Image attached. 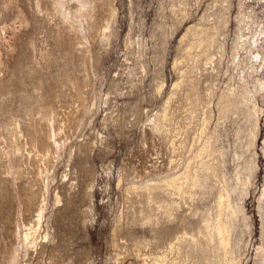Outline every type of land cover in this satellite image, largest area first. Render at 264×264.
<instances>
[{"label": "rangeland", "instance_id": "rangeland-1", "mask_svg": "<svg viewBox=\"0 0 264 264\" xmlns=\"http://www.w3.org/2000/svg\"><path fill=\"white\" fill-rule=\"evenodd\" d=\"M12 1L0 10V264H7L3 245L18 244L17 219L29 228L38 211L37 201L21 206L17 191L38 194L43 189L56 237L47 242L43 253L31 250L24 258L29 264H85L86 257L90 258L86 264H140L130 251L123 263L116 261L112 228L122 210L132 213L126 186L168 172L170 137L154 129L152 119L165 107L174 83L181 80L177 105L190 83H196L202 99L198 117L209 110L210 129L223 133L220 143L229 151L226 168L236 171L235 150L259 164L242 199L252 220L245 264H252L264 236V0H109L115 14L107 36L93 44L97 60L82 98L77 90L55 80L59 66L48 63L45 56L53 53L63 64L70 57L77 60L80 53H71L70 47L57 41L60 17L50 0H42V10L34 0ZM105 8L99 7L100 16L108 14ZM21 9L29 18L26 24L17 17ZM202 37L210 43L200 44ZM79 68L71 64L67 74L80 77ZM40 78L46 85L37 89ZM32 91L53 99L58 111L60 145L49 159L37 154L26 130L33 114L40 117L35 113L38 102L35 110L28 109L26 96ZM231 91L246 95L249 102L224 123L217 102ZM82 104L86 112L77 110ZM254 105L261 109L260 133L248 149ZM198 117L189 125V140L199 132ZM241 126L247 132L239 138L236 130ZM16 169L17 178L12 174ZM120 176H124L122 183ZM56 194L62 199L57 204ZM83 211L90 212L85 224ZM130 228L125 225L120 232V243L126 246L132 244L125 237Z\"/></svg>", "mask_w": 264, "mask_h": 264}, {"label": "bare ground", "instance_id": "bare-ground-1", "mask_svg": "<svg viewBox=\"0 0 264 264\" xmlns=\"http://www.w3.org/2000/svg\"><path fill=\"white\" fill-rule=\"evenodd\" d=\"M34 1L37 9L42 10V0ZM12 3V0H0V10ZM50 3L60 17L57 41L60 46L65 44L70 47L71 53H80L77 60L70 57L71 61L64 59L63 64L56 60L53 53L45 55L46 59L51 65L56 63L59 66L55 80L71 86L82 98L83 87L89 82L88 74L97 60L93 44L96 39L107 36L106 29L115 11L109 0H50ZM101 5L108 11L105 17L98 14ZM17 17L22 24L29 21L22 9L18 11ZM191 30L188 28V32ZM206 41L210 43L208 38L202 37L199 42L204 44ZM80 44L83 46L80 47ZM59 57L62 59L64 55ZM71 64L79 65L82 76L73 78L67 74L66 69ZM183 81L174 83L165 107L152 119L154 129L164 131L170 137L172 155L168 172L148 176L145 180L133 181L126 186L125 196L132 202V213L130 215L122 210L112 228L111 242L116 251L115 259L123 263L130 251L139 258L140 264H245L250 243L246 235L252 234V220L245 212L242 199L253 183L259 164L254 158H248L243 152L235 150L231 156L233 160H238L236 171L233 173L226 168L229 151L220 143L223 133L210 129L209 110H203L198 117L202 99L196 83H190L191 88L177 105ZM36 85L37 89L45 87V79L40 78ZM26 99L31 104L28 107L30 111L35 110L37 102L39 104L35 113L40 117L37 119L33 114L26 125L31 144L42 159H49L53 148L60 145L57 140L59 128L56 125L58 111L54 100L35 91L28 94ZM248 102L246 95H238L235 91L222 94L217 102L220 119L224 123L232 119L240 105ZM77 110L86 112L87 107L82 104ZM260 111V107L254 105L256 118L249 131L248 149L255 144L260 133ZM181 113H186L188 123L183 120L185 116ZM197 117L200 119L199 132L189 140V125ZM41 121L44 123L41 124ZM17 124L20 126V122ZM246 132V126L236 130L239 138ZM88 148L85 146L84 150ZM39 172L42 174L44 171L40 169ZM12 174L17 178L20 172L16 169ZM123 180L124 176H120L119 183ZM262 193L264 195V190ZM16 197L21 206L37 201L36 219L26 228L27 223L18 218V244L3 245L1 252L7 264H29L24 258L29 257L30 251L43 253L47 242L56 237L55 232L51 231L54 224L50 225L52 212L47 215L49 207L44 189L38 194L17 191ZM61 200V196L56 194L55 204ZM69 203L73 206L75 202L70 199ZM259 207L262 208L260 204ZM92 210L91 204L89 211ZM89 211H83V224L88 221ZM7 220L12 219L8 216ZM128 224L131 228L125 237L132 241L131 246L120 243V232ZM146 224L150 226L148 230L134 228ZM87 258L86 263L90 259ZM252 264H264V236L256 247Z\"/></svg>", "mask_w": 264, "mask_h": 264}]
</instances>
